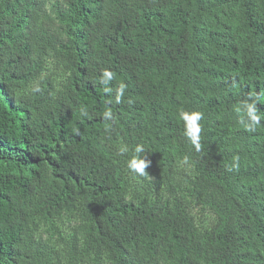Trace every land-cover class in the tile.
Wrapping results in <instances>:
<instances>
[{
    "label": "trees",
    "instance_id": "1",
    "mask_svg": "<svg viewBox=\"0 0 264 264\" xmlns=\"http://www.w3.org/2000/svg\"><path fill=\"white\" fill-rule=\"evenodd\" d=\"M0 264H264V0H0Z\"/></svg>",
    "mask_w": 264,
    "mask_h": 264
},
{
    "label": "clouds",
    "instance_id": "2",
    "mask_svg": "<svg viewBox=\"0 0 264 264\" xmlns=\"http://www.w3.org/2000/svg\"><path fill=\"white\" fill-rule=\"evenodd\" d=\"M112 72L108 70H104L102 73L101 82L107 83L112 79ZM39 89H37L38 91ZM105 91H108L106 88ZM122 95V91H121ZM250 111H254L251 110ZM105 117L108 119H111L112 114L111 112H105ZM180 118L185 122V131L184 134L187 137V139L190 141V143L196 148L197 151H199L201 145H200V132H201V126L199 121L202 119V113L193 111V112H187V111H181L180 112ZM254 122H259V117L253 116ZM119 154L125 155L129 152V148L127 146H121L119 148ZM132 151V156L130 158H127L125 160V166L127 171L137 177H147L148 173L146 172V168L149 167L151 161L147 158H142V154L145 153L144 146L142 144H138L135 146Z\"/></svg>",
    "mask_w": 264,
    "mask_h": 264
}]
</instances>
